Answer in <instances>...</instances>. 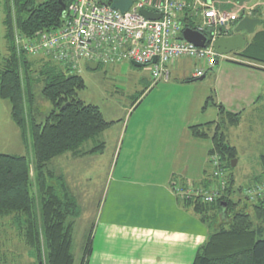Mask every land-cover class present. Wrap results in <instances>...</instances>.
Instances as JSON below:
<instances>
[{
  "label": "trees",
  "instance_id": "obj_1",
  "mask_svg": "<svg viewBox=\"0 0 264 264\" xmlns=\"http://www.w3.org/2000/svg\"><path fill=\"white\" fill-rule=\"evenodd\" d=\"M190 11L188 7L181 20L185 27L195 28ZM64 19L65 7L60 0H5L8 53L3 57L0 55V98L11 103L12 118L25 142L30 135L34 159L29 155L0 152V264H8L9 247L14 246L10 243L18 238L35 259L32 264L75 263L72 220L79 213L78 199L64 183L65 175L47 166L67 152L83 155L102 151L103 143L90 151L82 148L111 122L99 105L88 103L79 96L86 87L80 73L67 72L45 57H29L16 43L18 29L26 37L33 38L40 32L59 27ZM261 50L264 52V30L257 33L255 40L241 54L250 61L264 63ZM31 71L45 80L43 94L53 106L42 122L32 112ZM210 100L218 107L221 120L195 124L190 130L200 138H209L212 133L213 147L209 155L219 154L223 167L230 171L238 150L228 141L225 128L239 124L241 114L227 110L212 96ZM261 162L264 166V155ZM212 177L209 173L203 180L204 186L194 187L208 190ZM227 177V186L213 201L205 202L197 194L183 197L210 229L193 264H264V197L250 199L245 196V204L236 202L232 197L234 175L229 172ZM261 181L264 179L258 182ZM249 204L253 207L252 212L248 211ZM219 213L229 225L222 224L213 231L212 224ZM92 242L90 235L83 262L90 257Z\"/></svg>",
  "mask_w": 264,
  "mask_h": 264
},
{
  "label": "crops",
  "instance_id": "obj_2",
  "mask_svg": "<svg viewBox=\"0 0 264 264\" xmlns=\"http://www.w3.org/2000/svg\"><path fill=\"white\" fill-rule=\"evenodd\" d=\"M186 1L192 3L191 0ZM248 1L257 8L251 17L259 18L263 23L257 25L252 33L241 32L247 44L244 48L234 51L237 52L235 57L239 59L234 60V63H220V66L215 70V80L219 79V74L226 71L225 68H229L236 74L227 75V79L220 75L223 81L219 83L221 86L217 85L218 96L214 99L223 104L227 110L241 114L240 123L235 125L236 127L228 126L225 131L239 130L240 134L244 136V140L249 142L250 136L255 134L256 122L261 121L262 125L264 124V63L250 61L241 53L255 40L257 33L264 30V2ZM261 12L263 13L261 14ZM241 19L234 21L231 24L233 27L230 25V32L226 36L236 33L234 29ZM218 63L219 61H217ZM100 64L103 63H98V65ZM176 64L172 65L171 69H174ZM104 66L106 69L116 70L122 66V63L104 64ZM207 75L208 71L204 78ZM169 80L170 78L167 81ZM219 87L222 91L227 89L229 91L231 87L233 93L236 92V97H222V94L219 96L221 92ZM145 99L146 97H124L121 101L109 102L107 106L111 107L114 104L116 107H112V110L107 108V113L102 109L100 103L93 102L100 106L111 125L96 138L85 142L89 146L85 147L84 144L82 150L90 151L103 143V151L107 149L109 141L112 139L114 149L119 148L121 151L129 131H131V136H134L132 140L140 142L146 140L143 135L147 131L155 134L158 129L157 135L160 137L156 136L155 142L166 151L167 145L172 139L170 134L171 129L173 131L172 123L164 125L155 116L147 115V113L135 115L138 105ZM209 100L208 90H202L197 96L185 97L178 102V105L184 103V108L179 112V135L175 141L176 146H174L177 153L176 156L174 154L168 156V161H165L163 169L160 168L158 160H155L154 157L149 161L141 159V162L140 158L135 159L136 165L134 166L124 163L121 166L122 171L118 175H116V165L113 173V168L111 169L112 174L110 173L106 177V183L97 204L96 221L91 232L92 251L87 262H83V264H193L197 250L206 241L210 229L200 216L185 203L177 188L188 189L192 186H204L203 180L209 175V151L213 147V142L209 144L208 139L210 138L196 137L190 130L192 125L208 123ZM2 102L0 152L28 155L24 152L26 145L21 130L12 118L11 103L6 99H2ZM214 105L216 106V104ZM246 121L248 124L242 127ZM116 127L118 130L109 139L114 132L113 128ZM240 138L242 145H235L238 155L240 149L243 152L250 151L249 143L247 145L243 138ZM228 141L230 142V140ZM155 142L151 141L150 143L155 146ZM231 144L233 145V143ZM255 144H253L252 152L260 159L261 163V158L264 155V142L259 149H256ZM15 145L19 147L17 151L8 150ZM150 147L153 148L151 145ZM258 150L259 152H256ZM98 154L99 152H92V154L78 155L70 152L62 155L66 166L65 169H62L64 172L60 173H63L71 182L79 180L78 174L73 173L67 167L68 163H73V160L83 161L88 156L97 157ZM157 156L159 157V152H157ZM29 157L34 159L33 152ZM52 162L54 160L50 163ZM262 173H264V166L255 179H264ZM212 183L213 179L211 178L208 187H211ZM72 192L80 205L83 198L80 200L76 187ZM88 201L85 199L86 204L89 203ZM77 218L72 220L73 245Z\"/></svg>",
  "mask_w": 264,
  "mask_h": 264
},
{
  "label": "rangeland",
  "instance_id": "obj_3",
  "mask_svg": "<svg viewBox=\"0 0 264 264\" xmlns=\"http://www.w3.org/2000/svg\"><path fill=\"white\" fill-rule=\"evenodd\" d=\"M255 1L264 2V0ZM239 2H241L242 4L245 3V5H251L248 0H239ZM236 3L237 0H229V2L223 4L222 7L227 10H231L236 7ZM254 9L256 11L257 8L254 7ZM262 13L263 12H261V14ZM4 17L5 0H0V55L2 57L8 53ZM231 27H233V25H231ZM236 53L237 52H231L228 55H220L218 58L219 63L208 70V75L205 78L193 81H188L187 78H191L195 69L202 66L200 61H195L190 58H180L177 61V66H175L174 69L171 70L169 81L162 79L157 82H155L151 77V69L149 66H136L133 64L132 60L122 62V66L116 68V70H112L110 68L106 69V66H104V64H100L97 69H92L88 66V62H86L85 60L81 61L82 69L80 75L84 78L86 87L79 92V96L85 99L86 102L100 103L102 109L107 113V108H109V110H112V107H116L114 104H112L111 107L107 106L109 102L115 103L118 100H123L124 97H146V99L144 101L142 100L143 102L141 101L142 103L138 105L135 115H140L141 113L145 115L147 113V115L155 116L159 121L163 122L164 125H169L170 123H172L173 131L171 129L170 134L172 139L171 142H169V144L167 145L166 151L165 148L159 146L160 144L155 142V137L158 136L157 133H159L158 129L157 131H155V134L147 131L143 135L144 139L146 140H141L140 142L133 141L132 138L134 136H131V131H129L125 137V142L121 151L119 148L116 150L114 149V141L111 139V141H109V144L107 143V149L99 151L97 157L88 156L83 161L80 160L79 162L75 160L78 164L74 160L73 163H68L67 167H69V169H71L73 173L78 174L79 180H73V182H71L68 178H66V176H64L65 179L63 178V181L64 183H66V185H68V188H70L71 192L75 190L76 187V191L80 196V200L83 198L78 208V216L75 217H78V223L76 225L77 229L74 231V264H83L86 242L91 235L94 222L96 221L97 204L99 202L102 190L105 186L106 177L111 173V169L113 168V173L116 165V175H118L119 173H121V166L124 163L134 166L136 165L135 159L140 158L141 162V159H143L144 161H149V159H152V157H154L155 160H158V165L161 169H163L165 161H168V156H171L173 154L174 156H176L177 153L176 147L174 146H176L175 141L179 135V112L183 111L184 108V103L178 105V102L182 101V99H184L185 97L197 96L202 90H208V97L212 96L216 99V97L218 96L217 85L221 83V81H223L220 78V75L227 79V75L231 73L236 74V72H233L229 68H225L226 71L219 74V79L215 80V70L220 66V63H234V60L236 61V59H239L238 57H235ZM260 53H262L260 57L263 56L262 58H264V52H262L261 50ZM204 66L208 67L206 63H204ZM66 71L69 72L68 70ZM30 79L31 91L34 97L32 112L37 116L38 120L42 122L45 120L46 115L52 110L53 106L43 94L45 80L43 78H38V74L34 71L30 72ZM25 82L27 83L26 79ZM219 85L221 86V84ZM221 92L219 93V96L220 94H222V97H236V92L233 93L231 87L229 88V91L227 89L224 91L221 90ZM2 110L3 102L2 98H0V112H2ZM218 112V107L214 105V102L212 100H209L208 122H211L213 120L220 121L221 118ZM162 117L163 119H161ZM246 124H248L247 121L242 127H244ZM232 127L236 126L232 125ZM254 129L255 134H252L250 136L249 142L244 140V136L240 134L239 130L230 129L225 131L228 140H230L233 145H242V139L240 138L242 137L244 143H249V145H247L250 147V151L248 152H243L242 149H240L239 155H237V158H235L237 160L236 165L232 166L230 171H227V175H229V172H231L235 178V186L232 197L236 202L239 201L241 204H245L247 201L245 199L246 195H244L245 189L248 186L254 184L256 181H259L255 178L256 176H258L263 167L262 162L260 163V159L255 156L252 151L254 143H256V149L262 147V144L264 142V124L262 125L261 121H257ZM117 130V127L113 128L112 131L114 132H111L112 135L109 137V139L115 134ZM211 135L209 136L210 139H208L209 144H211L212 142ZM26 139V142L24 141L26 145L24 152H26V154L28 153V155H31V152H33V148L32 139L29 134L27 135ZM1 141L4 142L5 140ZM151 141L155 142V146L150 143ZM156 144H158L159 147L156 146ZM150 145L153 148H151ZM84 146L87 147L89 145L85 144ZM18 148V145H15L8 150L15 152L18 150ZM157 152H159V157L157 156ZM256 152H259V150ZM85 154L87 155L92 153ZM62 155L54 158V162L50 163V166L48 163L47 166L48 168H51L53 171L58 172L59 174L61 171L64 172V170L62 169H65L66 166L63 158L64 156L62 157ZM211 157L212 156L209 155V173H212L214 169ZM142 164H144V162H142ZM59 182H62L61 179H59ZM85 199L89 200V203L86 204ZM241 204L239 205L241 206ZM252 209V205L249 204L248 211L252 212ZM222 224L224 226H228L229 222L226 219H223L222 214L219 213L214 220V223L212 224V230H218ZM18 239H14L13 241L11 240L12 242L10 244L14 246L9 247V249L11 250V255L8 256V264H32L35 259L31 254H29V249L27 246H25V243L23 241H19Z\"/></svg>",
  "mask_w": 264,
  "mask_h": 264
},
{
  "label": "built area",
  "instance_id": "obj_4",
  "mask_svg": "<svg viewBox=\"0 0 264 264\" xmlns=\"http://www.w3.org/2000/svg\"><path fill=\"white\" fill-rule=\"evenodd\" d=\"M66 4L63 23L52 30L29 38L16 31L18 48L29 57H45L68 70L81 72V61L105 65L132 60L151 69L155 82L168 80L171 66L180 58L200 61L192 78L206 75L218 61L216 41L229 34L230 25L244 16H252L253 5L237 0L236 7H222L229 0H133L128 11L122 12L107 3L108 0H63ZM223 1V2H222ZM219 2V4H218ZM190 8V17L196 30L206 36L204 47L196 46L182 37L185 28L181 16ZM150 10L161 15L147 18L142 11ZM198 17V18H197ZM157 61L154 62V59ZM204 63L208 67L204 66ZM214 169L213 183L208 190L178 187L183 197L201 195L205 202L213 201L227 186V170L220 155L211 157ZM250 199L264 197V181L245 189Z\"/></svg>",
  "mask_w": 264,
  "mask_h": 264
},
{
  "label": "water",
  "instance_id": "obj_5",
  "mask_svg": "<svg viewBox=\"0 0 264 264\" xmlns=\"http://www.w3.org/2000/svg\"><path fill=\"white\" fill-rule=\"evenodd\" d=\"M62 5L66 7V4L63 0H60ZM108 4H110L113 8L119 9L122 12H126L131 7L133 0H108ZM142 13L150 19H158L161 17L159 13L152 12L150 10L144 9ZM263 21L259 18H253L251 16H244L236 25L234 31L236 32L233 35L221 37L219 38L216 43L215 47L217 52L220 55H226L231 52H234L238 49L244 48L247 44V41L244 37V35L241 34L243 31H247L249 33H252L255 31V28L257 25H262ZM183 38L187 41L195 44L199 47H204L206 45V36L202 32L191 28V27H185L183 32ZM157 61V58L154 59V62ZM133 64L136 66H144L143 64H140L136 61H133ZM88 66L92 69L98 68V63L90 61L88 62ZM203 77H200L199 79H203ZM237 163V160L234 159L232 161V166H235ZM225 206H227L225 204Z\"/></svg>",
  "mask_w": 264,
  "mask_h": 264
}]
</instances>
